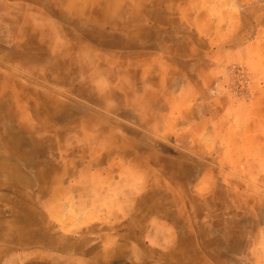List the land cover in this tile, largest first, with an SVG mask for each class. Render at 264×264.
<instances>
[{"label":"rangeland","instance_id":"obj_1","mask_svg":"<svg viewBox=\"0 0 264 264\" xmlns=\"http://www.w3.org/2000/svg\"><path fill=\"white\" fill-rule=\"evenodd\" d=\"M105 1L0 0V83L13 87L14 75L22 78L27 108L33 114L30 122L23 117L16 125L18 136L24 137L27 130L33 138L19 137L17 146L32 145L35 158L42 156L43 162L64 170L65 181L80 182L77 202L66 188L64 210L70 218L65 223L70 225L74 220L70 213L89 210L92 195L101 199L109 191L115 212L120 205L129 214L139 206L151 207L153 203L144 198L162 190L161 195L178 196L176 204L166 199L172 211L196 213L198 208L191 210L181 200L190 189L184 194L182 186L173 189L168 182L174 174L178 184L188 182L204 169L210 195H215V201L203 205L210 216V254L216 259L240 254L264 264V140L257 144L245 140L246 147L238 140L235 144L232 133L239 130L226 126L221 117L207 127L194 124L195 136L186 135L189 118L194 121L202 113L218 116L223 111L201 102L176 111L169 105L168 89L158 100L156 86L161 84L163 90L170 84L167 76L157 74L158 60L152 55L158 46L152 42L156 31L105 25L111 19L138 20L137 11L131 9L137 0ZM167 68L162 65L161 72ZM247 69L238 64L231 68L227 90L237 104L233 109L242 118L251 114L263 119L264 90L253 99ZM261 127L264 123L255 129L264 131ZM207 132L212 135L206 136ZM104 180L107 193L95 192ZM121 192L128 202H120ZM48 210L55 211L56 202H50ZM185 228L196 231L198 224L187 218ZM216 246L221 250L215 251Z\"/></svg>","mask_w":264,"mask_h":264},{"label":"crops","instance_id":"obj_2","mask_svg":"<svg viewBox=\"0 0 264 264\" xmlns=\"http://www.w3.org/2000/svg\"><path fill=\"white\" fill-rule=\"evenodd\" d=\"M131 9L137 11L136 22L122 18L121 23H113L111 19L105 25L129 24L140 31H156L152 42L158 46L152 55L158 60L157 74L167 76L170 84L163 90L161 84L156 86L158 100L168 89L169 105L176 107V111L177 107L187 111L200 102L223 111L218 116L202 113L194 121L189 118L186 135L195 136L194 124L207 127L218 123L221 117L226 126L239 130H233L231 139L234 143L238 140L241 147H246L245 140L254 144L264 140V131L255 129L257 124L264 123V118L237 116L236 108L233 109L237 104L227 90L231 68L237 64L249 67L253 99L264 90V1L137 0ZM162 65H168L166 73L161 72ZM14 76L13 87L0 83V264H259L240 254L226 253L218 259L210 254V216L203 205L215 201V195H210L204 169L188 182L182 180L178 184L176 174L168 182L173 189L182 186L184 194L190 189L181 200L191 210L193 206L198 208L196 213L172 211L173 206L169 207L166 199L176 204L178 196H163L162 190L144 198L153 203L151 207L139 206L129 214L120 205L121 210L115 212L112 194L107 193L108 182L104 180L95 192L107 195L101 199L92 195L89 210L70 213L73 224L65 223L70 218L64 210L66 188H71L73 202H77L80 182L75 178L65 181L64 170L61 173L55 165L43 162L42 156L35 158L32 145L17 146L16 140L23 136L16 133V125L23 117L30 122L33 114L27 108V86L22 78ZM122 106L128 104L122 102ZM176 121L177 118L173 123ZM1 124L7 125L2 128ZM23 135L33 138L31 131L26 130ZM204 136L202 131L200 137ZM233 169L238 167L234 164ZM122 195L123 192L120 202H128ZM50 202H56L55 211L48 210ZM187 218H194L198 224L196 231L185 228ZM51 219L61 222L52 223ZM193 233L199 237L193 239ZM216 247L215 251L221 250Z\"/></svg>","mask_w":264,"mask_h":264}]
</instances>
